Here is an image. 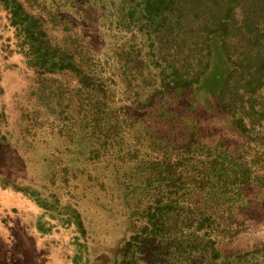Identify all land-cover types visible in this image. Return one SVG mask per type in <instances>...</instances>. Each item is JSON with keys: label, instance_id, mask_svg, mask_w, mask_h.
I'll use <instances>...</instances> for the list:
<instances>
[{"label": "trees", "instance_id": "1", "mask_svg": "<svg viewBox=\"0 0 264 264\" xmlns=\"http://www.w3.org/2000/svg\"><path fill=\"white\" fill-rule=\"evenodd\" d=\"M0 5L28 66L77 81L75 114L49 132L58 135V146L46 156L47 181L67 185L70 194L62 200L69 201L96 179L102 196L127 207L128 235L114 264H136L148 253L160 264H214L235 233L233 218L246 209V190L264 187V149L241 148L223 133V123L234 133L248 130L235 106L237 76L255 89L264 82V0ZM113 6L118 45L107 39L98 47L83 32L72 33L99 19L105 29L111 26ZM127 31L141 32L158 49L152 53L156 86L141 101L124 93L120 66L139 61L125 48ZM38 190L21 191L43 207L59 208L58 198L40 199Z\"/></svg>", "mask_w": 264, "mask_h": 264}, {"label": "rangeland", "instance_id": "2", "mask_svg": "<svg viewBox=\"0 0 264 264\" xmlns=\"http://www.w3.org/2000/svg\"><path fill=\"white\" fill-rule=\"evenodd\" d=\"M114 10L113 6L108 20L111 26L106 29L99 19L87 28L78 25L72 33L83 32L98 47L107 39L113 46L118 45L114 36L121 29L114 28ZM123 39L127 40L125 48L132 55L139 54L141 62L120 66L124 93L130 100L141 101L156 86L159 68L152 53L158 49L150 46L141 32L127 31ZM115 52L121 54L122 49ZM237 79L235 106L248 130L234 133L223 123L224 138L241 148L251 143L262 151L264 82L255 89V85L247 86L244 76ZM77 88L76 79L68 73H48L26 64L0 5V264H114L119 245L128 235L127 207L118 199L102 196L95 189L96 179L92 180V188L73 191L69 201L62 200L70 194L67 185L51 186L47 181L51 170L46 156L58 146V135L49 132L75 114ZM258 135L263 136L258 139ZM29 143H34V148L29 150ZM28 187L39 189L40 199L58 198L59 208L39 205L21 191ZM245 201L246 209L232 221L235 233L227 238L229 245L214 264H264V187L248 188ZM149 255H140L136 264H160Z\"/></svg>", "mask_w": 264, "mask_h": 264}]
</instances>
